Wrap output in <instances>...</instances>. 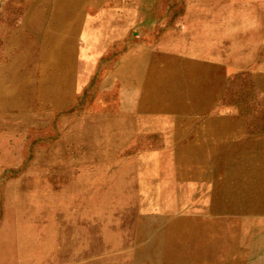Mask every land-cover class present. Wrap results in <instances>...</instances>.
I'll return each instance as SVG.
<instances>
[{"label": "bare ground", "instance_id": "1", "mask_svg": "<svg viewBox=\"0 0 264 264\" xmlns=\"http://www.w3.org/2000/svg\"><path fill=\"white\" fill-rule=\"evenodd\" d=\"M20 1L21 21L0 30V166L22 162L28 134L42 140L0 190V264H235L256 250L244 239L264 236V140L222 143L235 119L196 113L209 110L223 70L264 45L263 0H184L182 25L159 33L157 0ZM111 40L118 57L93 85L103 96L90 111L55 116ZM150 131L162 148L115 156ZM208 214L263 222L244 233L203 222ZM218 245L227 257L211 256Z\"/></svg>", "mask_w": 264, "mask_h": 264}, {"label": "rangeland", "instance_id": "2", "mask_svg": "<svg viewBox=\"0 0 264 264\" xmlns=\"http://www.w3.org/2000/svg\"><path fill=\"white\" fill-rule=\"evenodd\" d=\"M264 2V0H263ZM158 8L155 11L156 17L153 19L151 24H153L154 31L158 30L157 33L161 32L163 28L181 26L180 20L183 16L184 10V0H157ZM24 15V5L20 0H0V30L2 23H7V27L14 26L18 24ZM133 36H138L137 28L132 30ZM1 31H0V44H1ZM86 38L80 37L77 39V43L81 44ZM127 40V39H125ZM118 44L117 40H111L107 46L105 52L106 55H98L94 60V65L88 76H85L83 82L79 89H75L76 92L72 96V100L69 106L64 109H60L59 113H55V116H62L64 111L67 110V113H77L82 111H90L93 105L94 99L101 97L103 89L95 88V79L99 77L100 71L102 68L115 62L117 57L111 59V54L109 49L114 48ZM0 56H1V47H0ZM0 57V63L2 62ZM81 61V60H79ZM264 45L258 48V51L255 53L252 61L243 67H229L227 70H223L221 75L220 83L218 84L217 91L213 95L214 101L212 102L209 110H201L196 113V119L201 120L202 118L207 117L208 115L214 113L228 118H234L235 124H237L238 130L230 138L225 137L224 140H220L222 143H228L230 141L234 142L236 140L242 141L246 138H258L259 141L264 140V86L259 82V75H255V72L258 70L261 74H264ZM52 74L55 71H51ZM117 90V89H116ZM70 108V109H69ZM69 109V110H68ZM119 108L114 109L118 111ZM101 113L102 110L100 109ZM58 114V115H57ZM177 118H172L170 121L173 127L176 124ZM54 128L56 126L50 125ZM49 128V129H50ZM60 135L53 134L50 137V140H56ZM263 138V139H262ZM42 140L39 135L28 134L23 142V160L18 165L13 166H0V190L2 186L12 180H16L21 176V174L27 169L28 164L34 154V146ZM129 143L125 145L120 151L115 153V156L119 157H132L139 153H144L148 151H154L163 147L162 133L159 131H150V132H140L135 134ZM220 175V174H219ZM192 199L188 200L186 203H192L193 197L196 196V192H191ZM187 206V205H186ZM189 206V205H188ZM185 207L183 205L182 210ZM153 216V215H152ZM193 217L189 216V220H193ZM203 222H221L224 224H230L229 226L241 224V230L245 233L251 230H254L255 226L263 222L262 218L259 216L252 217H243L239 216L233 218V221L228 216L208 214L201 216ZM1 219V212H0ZM188 220V221H189ZM157 220L151 219L150 227L154 230L157 226ZM228 226V227H229ZM153 230V231H154ZM156 231V230H155ZM154 231V232H155ZM149 239L144 240L140 243L145 244L152 240V236L149 234ZM245 236V235H244ZM247 236V235H246ZM254 247H257L256 250H249V252L244 253L245 257L240 259L239 262L235 264H255L257 259L264 256V236L261 240L260 238L255 239H244V242H251ZM259 241H263V245L259 244ZM245 245L248 243H244ZM139 246V247H140ZM261 246V247H260ZM262 248V249H261ZM228 247L219 246L218 249L212 252V257L223 258L228 256ZM243 254V255H244ZM208 256H201V258L193 264H210ZM250 259V261H249ZM245 261V262H244ZM247 262V263H246ZM162 262H144L140 264H161ZM39 264H45L41 262ZM228 264V263H227Z\"/></svg>", "mask_w": 264, "mask_h": 264}]
</instances>
